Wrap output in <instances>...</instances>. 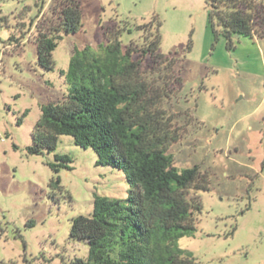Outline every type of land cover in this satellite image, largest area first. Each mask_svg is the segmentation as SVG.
Instances as JSON below:
<instances>
[{
  "label": "rangeland",
  "instance_id": "obj_1",
  "mask_svg": "<svg viewBox=\"0 0 264 264\" xmlns=\"http://www.w3.org/2000/svg\"><path fill=\"white\" fill-rule=\"evenodd\" d=\"M79 2L80 30L62 36L54 68L44 70L34 39L54 0H0V264L84 259L87 247L69 238L72 219L92 213L94 195L127 197L124 176L96 166L93 150L70 137L52 153L26 148L41 107L66 93L59 73L73 51L96 49L103 28L128 22L134 29L153 17L161 23L158 52L175 59L183 79L164 105L182 130L168 152L178 169L197 165L209 180L208 191L191 194L202 210L194 236L179 245L197 264H264V39L233 34L228 49L212 32L204 0ZM255 2L264 8V0ZM130 41L140 44L141 34H124L123 44ZM56 155L71 160L58 174L62 190L49 187Z\"/></svg>",
  "mask_w": 264,
  "mask_h": 264
},
{
  "label": "trees",
  "instance_id": "obj_2",
  "mask_svg": "<svg viewBox=\"0 0 264 264\" xmlns=\"http://www.w3.org/2000/svg\"><path fill=\"white\" fill-rule=\"evenodd\" d=\"M204 3L212 32L225 38L228 49L233 34L264 39V8L255 0ZM81 18L79 0H54L34 39L40 68H54L52 52L63 35L80 30ZM160 26L156 17L134 29L123 22L103 28L96 49L74 50L67 71L59 73L66 93L43 105L34 125L28 155L52 153L67 136L93 150L96 166L120 172L129 187L125 199L94 195L92 213L72 219L69 238L87 247L86 257L72 264H197L179 241L196 232L202 205L191 194L208 191L209 180L197 165L178 169L168 152L182 130L164 105L183 79L175 59L158 52ZM134 32L141 34L140 44L124 45L123 35ZM68 163L65 155L48 163L52 190H62L58 174L70 170Z\"/></svg>",
  "mask_w": 264,
  "mask_h": 264
}]
</instances>
